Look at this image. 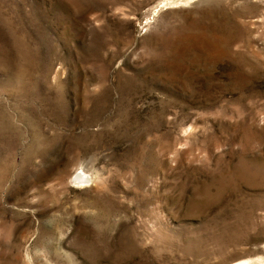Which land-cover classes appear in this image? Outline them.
<instances>
[{
  "label": "rangeland",
  "instance_id": "rangeland-1",
  "mask_svg": "<svg viewBox=\"0 0 264 264\" xmlns=\"http://www.w3.org/2000/svg\"><path fill=\"white\" fill-rule=\"evenodd\" d=\"M239 262L264 264V0H0V264Z\"/></svg>",
  "mask_w": 264,
  "mask_h": 264
},
{
  "label": "bare ground",
  "instance_id": "bare-ground-1",
  "mask_svg": "<svg viewBox=\"0 0 264 264\" xmlns=\"http://www.w3.org/2000/svg\"><path fill=\"white\" fill-rule=\"evenodd\" d=\"M77 181L78 182H85L87 181V176H85L84 174L82 173H79L76 177ZM234 264H248V262H239V263H234Z\"/></svg>",
  "mask_w": 264,
  "mask_h": 264
}]
</instances>
